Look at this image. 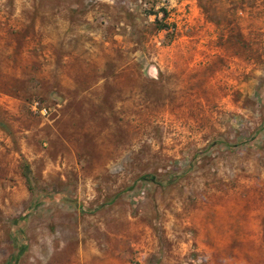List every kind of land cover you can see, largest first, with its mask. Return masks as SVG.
I'll list each match as a JSON object with an SVG mask.
<instances>
[{"label": "rangeland", "instance_id": "1", "mask_svg": "<svg viewBox=\"0 0 264 264\" xmlns=\"http://www.w3.org/2000/svg\"><path fill=\"white\" fill-rule=\"evenodd\" d=\"M0 264H264V0H0Z\"/></svg>", "mask_w": 264, "mask_h": 264}, {"label": "built area", "instance_id": "2", "mask_svg": "<svg viewBox=\"0 0 264 264\" xmlns=\"http://www.w3.org/2000/svg\"><path fill=\"white\" fill-rule=\"evenodd\" d=\"M31 110L41 117H47L49 115V111L45 107L41 106L38 102H32Z\"/></svg>", "mask_w": 264, "mask_h": 264}]
</instances>
